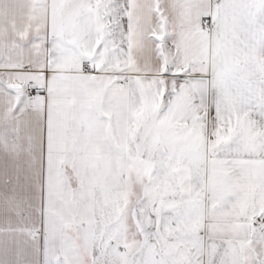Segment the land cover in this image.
Masks as SVG:
<instances>
[{
	"label": "snow or ice",
	"instance_id": "obj_1",
	"mask_svg": "<svg viewBox=\"0 0 264 264\" xmlns=\"http://www.w3.org/2000/svg\"><path fill=\"white\" fill-rule=\"evenodd\" d=\"M0 264H264V0H0Z\"/></svg>",
	"mask_w": 264,
	"mask_h": 264
}]
</instances>
